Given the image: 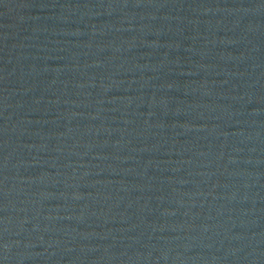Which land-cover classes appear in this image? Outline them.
Wrapping results in <instances>:
<instances>
[{
  "label": "water",
  "instance_id": "95a60500",
  "mask_svg": "<svg viewBox=\"0 0 264 264\" xmlns=\"http://www.w3.org/2000/svg\"><path fill=\"white\" fill-rule=\"evenodd\" d=\"M0 264H264V0H0Z\"/></svg>",
  "mask_w": 264,
  "mask_h": 264
}]
</instances>
